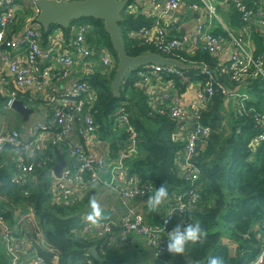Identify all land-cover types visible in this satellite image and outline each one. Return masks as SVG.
<instances>
[{"label": "built area", "instance_id": "2783aa9c", "mask_svg": "<svg viewBox=\"0 0 264 264\" xmlns=\"http://www.w3.org/2000/svg\"><path fill=\"white\" fill-rule=\"evenodd\" d=\"M21 0H0V94L6 93L10 83L13 90L8 104L12 100H20L25 107L36 110L37 101H41V109L49 113L48 121H36L29 125L28 137L21 139L15 129L0 130V152L4 147L13 150L10 181L18 186L34 185L36 173L45 169L50 178L48 186V202L61 207H74L81 196L89 190L100 186L109 188L117 195L122 214L116 222L102 219L91 223L84 218L78 228L85 239L100 240L102 246L126 245L130 243L128 233L142 238L151 255L162 264H170L165 256L171 254L166 250L167 233L175 226L185 224L183 216L198 208L201 192L200 169L195 165L196 157L208 140L211 129L199 122V114L205 106L208 97L213 94L212 81L216 73L204 63H199L203 81H197L199 86L195 95L196 102L187 108L178 104L176 95L167 90L156 91L153 81L161 80L160 72H177L169 65L146 64L136 71L132 87L140 90L146 97L145 102L150 111L168 116L175 121L171 136L174 141L182 144V149L175 159V171L186 187L180 193L171 196L154 221H148L135 204L144 200L153 192L152 181L127 175V164L134 159L137 150V133L129 123V114L125 102L119 104L112 113L111 125L122 128L125 138L113 157L105 160L96 152L99 141L98 129L94 120L96 91L88 83L87 77L93 73L107 74L111 69L112 57L103 47L95 49L88 43L86 36L90 31L87 24L72 26L64 47L63 37L54 35V31L42 38L41 28L35 22L24 25L13 36L9 35V26L13 23L12 7ZM34 15L37 9L34 0ZM124 14L144 15L146 11L154 12L152 22L147 26L129 30L128 37L151 43L157 54L166 57L186 48L192 54L193 50L204 51L214 55L221 49L223 43L230 46L226 61L217 65V72L228 77L235 86H246L251 80L264 82V58L255 55L249 49L247 41L251 33L249 20L253 18L257 31H264V0H253L254 8L243 0H228L238 16L239 25L226 31V40L221 35L211 32V20H217L215 5L222 0H197L188 3L189 9L202 8L204 17L189 31L180 36L169 35L158 22L164 12H175L183 0H125ZM161 10L158 11L157 8ZM264 38V37H263ZM188 54V55H191ZM97 56V64L88 67L81 77L70 79L68 87L61 91L57 85L70 77V69L76 61L92 60ZM5 64V72L1 66ZM54 64L56 68L51 67ZM114 64V63H113ZM86 78V79H85ZM163 80V79H162ZM219 89L225 97L236 96L233 108L235 115L244 114L245 92L227 91L224 86ZM254 128L258 133L249 141L252 148L257 142L264 140V106L252 114ZM62 148L64 166L58 176L52 174L54 162L51 156L42 158L47 148ZM26 195L27 190H22ZM264 222L254 224L252 229L264 228ZM10 224L0 215V248L6 255L9 264H17L20 253L29 247L30 256L26 264H48L36 253L31 242L23 231L19 236H13ZM261 242L256 255L250 264H260L264 260V232H260ZM28 244V245H27ZM27 252V251H26Z\"/></svg>", "mask_w": 264, "mask_h": 264}, {"label": "trees", "instance_id": "16d2710c", "mask_svg": "<svg viewBox=\"0 0 264 264\" xmlns=\"http://www.w3.org/2000/svg\"><path fill=\"white\" fill-rule=\"evenodd\" d=\"M243 1L249 7H255L253 0ZM120 16L117 26L125 53L129 56L157 53L151 43L127 35L129 30L147 26V19L139 15L133 17L123 12ZM234 16L237 17L235 11ZM238 21L236 26L239 25ZM80 23L90 27L86 36L88 43L95 49L105 48L114 63L107 74L97 72L87 77L88 83L96 91L93 115L99 133L107 134L113 111L119 104L125 102L129 123L137 133V144L141 151V155L128 162L127 175L152 181L154 190L166 183L171 198L186 187L175 171L176 155L182 149V144L174 141L171 136L175 121L166 115L150 111L145 102V95L132 87L135 73L142 66L127 71L118 86L117 95H113L109 84L115 73L117 60L101 20L92 17L80 18L72 20L66 28L52 24L47 31L40 27L42 38L45 40L55 28H59L67 38L72 26ZM259 38L260 42L264 41L263 37ZM257 42L259 44V41ZM261 49H264V46ZM166 57L188 65L177 69L176 73L165 71L159 73L161 79L171 81L178 91H182L191 82L203 81L204 77L196 67L197 64L204 63L215 70L216 76L211 82L213 94L208 97L201 109L198 120L211 129L205 146L218 143L220 137L217 131L220 129L222 103L225 98L219 85L231 91L235 84L226 75L217 72L215 58L204 51L195 50L191 55L177 51ZM245 91L254 99L244 101L246 110L244 114L235 115L233 111L229 112L226 118L229 133L217 146L213 157L205 162L203 154L200 153L195 159V165L201 174L200 199L198 208L185 214L183 218L185 224L198 222L207 229V239L203 245L199 243L195 246L190 245L184 255L165 256L170 264H205L209 255L223 257L225 264H250L256 255L262 240L260 232H264V228H256L255 231L252 229L254 224L260 225L264 222V140L257 142L252 148L249 141L258 133L254 128L252 114L261 109L257 108L256 101L264 99V82L259 79L251 80ZM2 99L0 96V102ZM50 150L47 148L41 157L50 156ZM50 183L48 172L40 169L36 173V181L32 188L18 187L10 181L9 170L0 167V215L10 224L12 235L19 236L23 228H26L27 236L36 253L48 263L56 258L57 264H118L111 260L110 253L106 252L108 248L102 246L100 240L92 241L73 235V230L78 229L85 218L84 211L86 213L91 211L90 190L81 196L77 205L66 208L49 204ZM22 190H27V194L23 195ZM141 213L148 221H153L158 216L157 212L147 211L146 203ZM230 244H234L233 254L229 252ZM92 246L101 258V263L91 257L89 251ZM260 264H264V260Z\"/></svg>", "mask_w": 264, "mask_h": 264}, {"label": "crops", "instance_id": "0c3cea01", "mask_svg": "<svg viewBox=\"0 0 264 264\" xmlns=\"http://www.w3.org/2000/svg\"><path fill=\"white\" fill-rule=\"evenodd\" d=\"M192 1L197 0H183L181 3V6L176 10L175 12H164L161 19L158 17V22L161 25V27L165 28L167 33L172 36H180L181 34L189 31L195 24H198V22L202 21L204 17V10L200 7L198 9H189L188 3ZM159 4V8H157L158 11L161 10ZM13 23L9 26V35L13 36L16 34L21 28H24V25L30 24L34 20V7L33 4L28 0H21L17 2L13 7ZM215 10L218 15L217 20H211L209 28L212 33L219 34L223 38L224 41L226 40V31H231L234 27H236V21L238 20V16H234V8L228 0H222L220 3L215 5ZM133 17H136L138 15H132ZM147 19L148 24L152 22L153 17H156V14L154 12L146 11L144 15H139ZM239 23V21L237 22ZM240 24V23H239ZM249 25L251 27V33L249 35L247 44L250 50L253 51L255 54H260L264 58V49H261V47L264 46V41L261 43L259 37H264V31H257L254 26V20L251 18L249 20ZM233 27V28H232ZM54 35H61L63 37V41L61 43V46L64 47V42L67 41L66 37L62 34L61 30L59 28L53 29ZM69 36H67L68 38ZM264 40V39H263ZM259 41V44L258 42ZM261 44V46H260ZM263 45V46H262ZM230 50V46L226 45V43H223V46L221 49L214 55L215 60L218 64L225 63L227 59L228 52ZM194 51V50H193ZM184 53L191 54L187 51L185 48ZM92 60H86V61H76L74 65L70 69V77L69 79L61 81L57 88L61 91H64L68 85L70 84L71 78H77L81 77L83 73L86 71L88 67H92L94 64H97L98 61L96 59L97 56L93 57ZM114 66L113 60H111L110 69H112ZM51 67L56 68L54 64L51 65ZM1 70L5 72V64L1 66ZM152 85L156 91H162L167 90L173 92L176 97L178 104L181 107L187 108L190 104L196 102V92L198 89V82L194 81L186 85V87L182 91H178L174 84L169 80H160L153 81ZM246 86H235L232 87L231 91H236V93H242L245 92ZM13 90L11 84L9 83L6 88L5 94H0L2 101L0 102V130L3 128L5 130L7 129H15L19 132L21 139H26L28 137V128L29 125L36 122V121H48L49 119V113L45 110L41 109V101H37L36 108L38 111H35L36 119H33L32 121H23L21 116L19 117H9L5 115L8 113V111L12 110L9 107L8 99L10 98V93ZM247 94V100H253L254 98L251 97V95ZM237 97H225L223 99L222 107H225V110H229L230 112L233 111V108L235 106ZM257 108L260 109L264 106V99H259L256 101ZM98 129V128H97ZM99 132V129H98ZM99 141L96 146V152L97 154L102 157L105 160V168H107V162L108 159L112 158L114 153L121 149L120 143L125 138V133L122 128L113 129L110 125L109 131L106 135H102L101 133H98ZM4 152L0 155V167L6 168L9 170V173H11L12 166H11V160L14 156L13 150L9 147H4ZM141 155L140 148L137 150L136 156ZM50 156L52 158V161L57 163L60 159V157H63L64 159V152L62 148L55 147L51 148L50 150ZM135 156V157H136ZM34 185H31L29 188H32ZM90 200H96L99 202L103 208L104 212V219H108L112 222H116L118 217L123 212V207L120 205V202L118 200L117 195L113 192V190L100 186L97 189L90 190L89 195ZM172 199L169 198L167 200L171 201ZM146 203V201L142 200L138 203H136L134 206L137 210L142 211L143 205ZM89 212L84 211L85 218L88 217ZM155 219H153L154 221ZM151 221V220H150ZM178 225L175 222L176 226ZM23 232L27 235L26 228H23ZM73 235L75 237L84 238L85 236L79 229L73 230ZM130 243L128 246H114L111 248H108L106 252L110 253L111 260H114L118 262V264H162L160 260L155 259L148 248H146L143 240L141 237L134 235L133 233L127 234ZM28 245V244H27ZM26 250L20 253V258L17 264H26V262L29 259L30 252L29 247L25 246ZM27 251V252H26ZM6 255L0 248V264H9V262L6 259ZM48 264H57L56 258H53L50 260Z\"/></svg>", "mask_w": 264, "mask_h": 264}, {"label": "water", "instance_id": "95a60500", "mask_svg": "<svg viewBox=\"0 0 264 264\" xmlns=\"http://www.w3.org/2000/svg\"><path fill=\"white\" fill-rule=\"evenodd\" d=\"M34 5L37 9L34 21L43 31H47L52 24L66 28L72 20L80 18L92 17L102 21L103 29L108 34L117 60L115 73L109 84L113 95H117L121 80L133 67L159 64L169 65L177 70L188 66L181 61L163 57L154 52L136 56H129L125 53L117 26V22L121 19L120 14L126 5L125 0H34ZM10 108L17 112L23 121L27 120L28 115L33 112L32 108L25 107L20 100H12ZM63 166L64 159L60 157L59 161L52 166V174L58 176ZM89 253L94 260L101 263L102 260L97 255L94 246L90 248Z\"/></svg>", "mask_w": 264, "mask_h": 264}, {"label": "clouds", "instance_id": "9594fccd", "mask_svg": "<svg viewBox=\"0 0 264 264\" xmlns=\"http://www.w3.org/2000/svg\"><path fill=\"white\" fill-rule=\"evenodd\" d=\"M169 199V191L166 183L161 184L147 198L146 209L149 213L159 212L161 207ZM91 211L87 219L91 223H97L104 219V212L101 204L96 200L90 201ZM208 236L207 229L203 228L198 222H191L185 225H176L167 233L168 242L166 250L173 256L184 255L189 246H195L198 243L203 245ZM205 264H225L221 256L209 255Z\"/></svg>", "mask_w": 264, "mask_h": 264}, {"label": "rangeland", "instance_id": "374dc122", "mask_svg": "<svg viewBox=\"0 0 264 264\" xmlns=\"http://www.w3.org/2000/svg\"><path fill=\"white\" fill-rule=\"evenodd\" d=\"M222 109H223V111L221 112V114H222V120H221V122H219V124H220V129H218V136L220 137V139H219V142L218 143H212L210 146H205L204 145V147H203V149H202V152H201V154H203L202 155V158H203V161H205V162H208L209 161V159H211L212 157H213V155H214V153H215V151H216V148H217V146L219 145V144H221V142L223 141V139L227 136V134L229 133V127H228V123H227V121H226V118L229 116V110H225V107H222ZM35 111H38V109L36 108V110H33V112L31 113V114H29V117H28V120L29 121H32L33 119H36V116H35ZM5 115H7V116H9V117H11V116H13V117H19L18 115V113L17 112H15L14 110H10V111H8V113H6ZM28 120H24V121H28ZM112 126V125H111ZM112 128L113 129H118V128H114L113 126H112ZM4 152V149L0 152V155L2 154ZM229 252L231 253V254H233V252H234V244H230L229 245Z\"/></svg>", "mask_w": 264, "mask_h": 264}]
</instances>
